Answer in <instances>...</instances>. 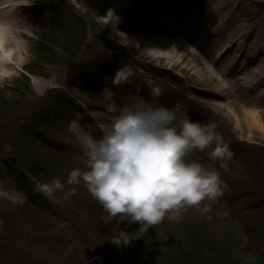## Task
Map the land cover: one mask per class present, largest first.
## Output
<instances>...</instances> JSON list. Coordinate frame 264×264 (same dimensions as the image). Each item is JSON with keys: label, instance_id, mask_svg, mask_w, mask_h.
Instances as JSON below:
<instances>
[{"label": "rangeland", "instance_id": "374dc122", "mask_svg": "<svg viewBox=\"0 0 264 264\" xmlns=\"http://www.w3.org/2000/svg\"><path fill=\"white\" fill-rule=\"evenodd\" d=\"M2 2L12 5L8 6L9 10H6L8 7L3 9V11L5 12L14 11V8L16 7L14 5H17L18 2L27 4L25 5L27 6L26 8L21 7L19 10L15 11L16 18L11 16L13 18H11V21L14 27V33L16 35L15 43H17V45L22 49L14 55V59H12L11 57L9 58L10 69L6 71L4 70L5 72H3L2 70L4 68L0 67V97L4 99L0 102V120L2 121V124H0V141L7 142L6 145L3 144L1 146L3 147L1 149L3 151L13 150L16 145L21 147V140L17 137L18 134L21 133V126L23 125L22 120L26 117L24 114L26 112L35 110L37 106V104L35 103L36 101H34L32 97L33 95H39L41 97L49 96L45 99L47 101L46 109H49L52 112V114H50V116L48 117L50 125L58 130L60 134L69 135L70 133L67 130L68 124L73 119L77 120L80 113L77 104L78 102L85 103L84 99H78L76 94L79 95L82 93L81 91L84 90H90L92 93H100L105 87L109 86L106 84L101 86L96 81H92L91 78H88L92 75L86 72L83 73L84 75H86L84 84L78 85V87H76L74 85L76 83L74 81H70V76L72 73L73 75H78L79 73H81V71L77 70V65L75 64L82 63L83 65H86L91 60L97 59L98 57H115L120 54V50L118 49L124 48L125 51H128L127 55L123 53V56L125 57L123 58L124 63H126L128 66L133 67L139 74L142 75L139 78H136V80L133 81L131 85L124 86V88H127L132 94H135V89L137 90L138 86L143 87L145 90H147L151 86H163L165 85V83L162 84V80L170 84L171 88H174V85L177 84L182 88L179 89L180 91H183V87L187 84H193L197 86L200 85L201 87H206L209 90H215L214 88L217 89L218 87L223 86L222 84L227 83H223L221 81L218 82L216 79H213L212 74L207 72L204 74V76H201V74L199 75V73H201V70L195 69V67H198L197 65L199 64L197 62L199 61L193 58L192 55L187 54L185 47H183L184 45H181L182 49L175 56L180 63L176 61L175 66H173V75L175 77H177V74L178 76H182L183 80L186 83L183 85V82H181V84L180 82L174 80V76L159 71L157 68L167 71L166 68H169L168 65H172V63H169L167 58L161 57L159 58V60L153 59L157 57L152 55V52L150 50L141 48L138 42L129 40L126 37L125 33H123L122 31L113 30L114 28L109 26L110 24L108 23V20L113 15L114 9L112 8L113 10L111 12L109 11V15L101 14L99 10L100 3L93 4L92 2H82L81 4L80 1L77 2L76 0H3ZM51 4L54 7L56 5L59 9H63V11L65 10L67 12V15L65 14V22H68L69 20L78 22L77 24H74L72 22L68 23V25H70L71 27V30H79L84 28V31L78 33L77 35H75V37L73 35L71 36V38L61 41L52 38V40H50L39 36L37 33L41 28L37 29V25L35 24L34 20L30 19L32 11L29 12V9L38 6V8H47L46 5L48 6ZM222 6L225 8V12L228 14L226 22L227 25L230 24V28L227 29L226 32L231 30L229 36L232 35V37H235L236 39L239 38L238 36H236V26H240L239 22L241 19L243 21H246L249 18L250 20L248 22V27L252 28V25L254 24L255 31H252L253 34H256L259 30V35L264 39V0H224ZM243 8H245L246 11L241 12ZM41 12L44 13V10L41 9ZM79 23H81V25ZM249 36L250 38H247V44H249L250 40H252L253 38L252 34H250ZM81 39H83V41L81 44H79V41H81ZM263 39L262 42H264ZM45 42L51 45L50 47L55 53H52L54 55V62L52 64L51 62L46 61V57L45 59H42L43 53H41L40 49L38 48L39 44ZM94 44L98 45L93 46ZM176 45L177 44H172L173 47H175ZM75 51H80L78 54H75L77 55V58L67 57L69 56L68 53ZM8 53L9 52L7 51L6 54L8 55ZM19 57H21L22 59L21 62L19 61ZM39 57L40 59L38 60ZM29 62L33 64L32 72H28L27 64ZM256 62L257 60L253 59L248 67L250 69L253 68ZM207 66L208 65H206V67ZM190 68H192V70H190ZM194 70H196L195 73ZM248 71L249 69L247 68L246 71L244 70L243 72H239V74L241 73L240 78H243V82L245 83H247V79H245L244 76ZM214 76L216 75L214 74ZM184 77H187L188 80H185ZM190 77H193V81H191ZM240 82L241 80L239 81V83H235L233 86L227 83L226 92H228L229 96H231L229 100L231 101L230 105L225 108L223 106L219 112V115L217 113L215 114V116L213 115L212 120H214V123L217 126L216 130L220 134L225 133L226 131L228 134H230V138L235 139L236 142H239V144H241V147L245 146L243 145V142L247 143V146H250V148H241L248 149L250 153L255 157L247 164L252 163L253 160H255L258 164L261 160H264V111H262V108H260V111V109H256L254 106H248L237 101L240 98V96H237V92H240V86H238L240 85ZM19 85H23L25 89L18 90L17 88ZM69 86H71V88H69ZM50 87L64 88L65 96L61 95L64 100L63 102H60V100H62L61 97L53 98V96L51 97L49 95L48 92L51 90L49 89ZM234 88L237 90V100H235L234 98ZM161 89L162 93L165 94V96H174V91H170L168 87ZM26 91L29 95L26 94ZM54 91L57 94L62 93L61 89H56ZM113 92L115 95L118 94V96H120V94H122L124 97L129 96V94L121 91L120 88H115ZM7 93H9V95H7ZM180 93L185 95L183 92ZM15 94L18 96V101L17 103L12 105V103H10V101L5 98L10 97V95L13 96ZM118 96L116 95L115 97L119 98ZM57 99H60L58 100V102H60L61 105L57 102ZM243 100L244 101L242 102L246 101V99L244 98ZM125 101L126 99L123 100V103ZM254 102L260 105L258 101ZM249 113L258 118V126L252 123V121L248 118L246 119V117L249 116ZM212 120H210L209 122H213ZM72 149L73 151L71 152V154L75 158H72L76 162L75 165L79 166L78 164H80L85 166L86 157L84 155V147L80 149V145L76 144ZM241 157L243 159V153H241ZM60 160H62V162L64 163L66 162L62 157H60ZM204 160L207 161L206 158H204ZM248 160H250L249 157L245 158V161ZM207 162L210 163L209 161ZM239 165L241 166V164ZM69 167L71 170L75 169L73 164L69 165ZM245 172L246 171L243 170L242 175H244ZM223 173L228 176H237V173H234L233 175L231 173H228L227 171ZM12 191L14 192L13 189ZM10 194L13 199L7 196H3L2 198H0V264H11L7 260L9 257H11L9 255H12L13 258H19L28 251H33V253L37 255L36 257L39 263L45 259L46 261H48V264H59L63 260V255L59 253L58 249L55 253L54 248H49L47 253H45L44 249H37L34 252L33 247L21 243L24 237H14V239L18 238V241L20 242H15L14 246L5 245V242H10L8 234H17L18 236H21L20 233L27 234L23 227L20 229V233L19 227L14 228L11 226V228L9 229V227L6 225L9 221L8 217L10 218V215L12 216V224H16L17 221L21 220L20 224L24 225L28 218L22 219V216L29 215L30 211L29 209L26 210L23 207L27 202H25L26 199L24 196H22V194H20L21 197L19 198V201L14 199V193L10 192ZM38 200H40V198ZM203 203H206L210 206V210L208 212L201 211V208L204 206ZM46 204L48 208L43 206L41 203H38L39 211H33L37 215L38 219L42 221H46V219L49 218L54 219L55 226H57L56 223L58 220L62 225H78V223L80 222L79 218L81 214L73 211L72 209H66L65 203L52 202L48 200ZM216 204L217 200H206L202 202L199 207L182 210V212H187L188 219L182 218L184 212H181V215L176 219L165 217V219L161 223L154 226L158 227L159 231H161L165 226L163 225L165 222V224H167L169 229L171 230H167V232H165V234H168L167 236L164 235V233H161V235L157 237L158 239H153L151 237H148L147 235L139 234L140 238L147 239L146 242L143 243V247H145L142 248L144 250V253L141 252V248H137L140 252V255L129 254V256H125L123 252H120L121 255H117V257H124L130 262L132 261L133 264H213L217 261H219L220 264H237L238 262H240L241 264H259V261H257L256 259L258 258L260 260H264V258L262 256H254L256 254H252L250 250H245L244 247H242L244 246L243 243L246 244L248 239L244 236L243 232L240 231L237 220L233 217L228 218L226 216V209L224 207H220L219 209H217L219 218L214 216L215 213L213 214V212L216 210ZM77 205L80 208L82 207L81 203H77ZM100 207L102 206L99 205L98 207H96V209L100 214H103L101 220L103 221V223H106L104 221L109 220V218L106 214H104L105 212H102L100 210ZM81 210L83 209L81 208ZM9 212H11L10 215ZM51 214H54L55 217ZM255 222L257 224H260L261 226H264V215L256 218ZM128 223L129 222L127 221V224ZM180 223L184 224L180 229L181 233L178 237V233H176V226ZM117 224L114 225L122 227L121 231H124L125 235L134 237L130 233L136 234L137 232V226H135V224L129 223V225L127 226H125L124 223H122L121 225ZM171 228H174V230ZM207 228H215V240H218L216 239L217 237H220V239H225V234L227 232H231L233 234L232 237L236 236V241L238 242V244L235 243V238H227V243L225 245L230 244V246L227 250L224 251V255H222L221 252L218 251V249L216 250L218 252V254H216L217 256L207 252L203 247L207 244V242L204 240V237L207 236V238H211L212 236V233ZM53 229L56 232L57 227H54ZM48 231L51 232V228H48ZM66 233L67 230H63L61 234L56 235L55 240L57 241L60 240V238H65ZM175 233L177 235H175ZM173 234L174 236H176L175 238H172ZM150 235L154 236L152 233ZM227 236H231V234ZM137 240L139 241V239ZM210 248H212V245H210L209 249ZM119 249L123 251L129 250L126 247L121 248L120 246ZM255 249H257V247ZM147 250L149 251V253H151L150 256L146 255ZM170 256H173V258ZM203 256H205V259L207 258V260H205ZM116 259L119 260L118 258ZM234 259L238 260L237 263ZM120 262H122L121 259ZM65 263L67 264L66 261Z\"/></svg>", "mask_w": 264, "mask_h": 264}, {"label": "clouds", "instance_id": "9594fccd", "mask_svg": "<svg viewBox=\"0 0 264 264\" xmlns=\"http://www.w3.org/2000/svg\"><path fill=\"white\" fill-rule=\"evenodd\" d=\"M134 74L133 68L125 65L116 71L111 83L119 86L130 82ZM102 95L112 116L100 138L76 119L68 124V132L84 147L86 157L85 167L68 175V185L83 182L110 216L130 218V224L139 223L140 232L165 217L176 219L182 210L223 195L226 184L217 168L189 159L194 151H205L211 145L207 156L227 169L226 161L234 153L214 122L193 120L182 112L180 104L161 103L159 86L149 89L151 99L130 94L122 105L113 99L111 88L105 87ZM34 190L51 201L57 200L58 192L67 198L77 191L76 187L65 191V182L59 177L36 182ZM209 210L208 204L201 208L202 212ZM134 238L138 237L121 231V239L114 243L128 244Z\"/></svg>", "mask_w": 264, "mask_h": 264}, {"label": "bare ground", "instance_id": "6f19581e", "mask_svg": "<svg viewBox=\"0 0 264 264\" xmlns=\"http://www.w3.org/2000/svg\"><path fill=\"white\" fill-rule=\"evenodd\" d=\"M76 1L77 2L80 1L81 4H82V2H86V3L92 2L93 4H99L100 3L99 4L100 5L99 10H100L101 14L109 15V11L111 12L114 9L113 15L108 20L110 27L115 26L117 30L120 29V30L127 31V33L125 34L126 37L133 42H138L140 44L141 48H145V49L150 50L152 52V55L157 57V58H153V59L159 60V58H161V57L167 58L169 63H172V65L171 64L168 65L170 70L174 69L173 66H175L176 61L179 62V60L176 59L175 56L182 49L181 43H172L170 41L164 40L163 39L164 37L161 38L160 35H156V39H151V38H147V37H143V36L139 35L140 34L139 28L143 29V27L140 25H143L146 27V25L148 24V21H151V18L149 17V15H145V14L141 13L142 9L140 6L138 7L136 0H125V2H124V0L123 1L122 0H83V1L82 0H76ZM223 1L224 0H219V1L217 0L214 3L210 2V3H212V6L207 7L208 9L206 8L205 5H200V1H198V0H179V2H178L179 6L176 5L175 3L173 5H171L173 0H152V3L159 9H166L167 12L168 11L171 12L172 8H176L180 12H186L189 15L192 14V18L189 17L187 14L183 15V17L185 19H187V21H184L183 17H182L183 23H186L188 25L185 27V28H187L186 33H188V35H192L194 33V30L197 29L198 30L197 37L199 38V40H201L203 43H205L206 38L204 36L205 34H203L204 32H206L209 35V37H210L209 39H211V38L213 39L216 37V34L220 35V33H222V31L228 27L227 23L224 24V23L220 22L218 30L213 31V32H212V30H205V28L207 29L209 24H210V22L205 20V18L206 19H216V18L218 19V18H220V19H222V21L227 19L228 14L225 12V8L222 6ZM202 2H205V1L202 0ZM4 4H6V5H4ZM24 4L25 3H21L19 6H22ZM7 6H10V5L5 3V2L0 3V14L1 15L4 14L5 16H8V15L12 14L13 11H11V12L3 11V8H5ZM172 6H174V7H172ZM244 11H246L245 8H243L241 10V12H244ZM172 13L175 14L177 12H172ZM207 14H208V16H207ZM1 15H0V67L1 68L3 67L4 69L2 71L5 72L6 70L10 69L9 58L11 57L12 59H14V55L17 52H19L22 48L19 47L17 45V43H15L16 35L14 33L15 31H14V27H13L11 20L8 17H1ZM200 18L202 19V21L200 23H197V19H200ZM178 23H181V20L178 19ZM203 23H204V25H203ZM245 23H246V21L240 22V26L237 25L238 28L236 27V29L239 32H241V37H242L241 39H243L244 37L246 38L248 36V34H250V31H252V29H249L248 27L245 26ZM146 32L149 35L152 34L147 29H146ZM254 36H255V38H253L254 42L252 44V48H256V50H258L261 54L262 52H264V50L262 48H260V45L262 43L263 38H261V36L259 35V30L256 33V35H254ZM184 38H186V36H184ZM224 38H226V37H224ZM138 39L140 41H137ZM226 40H227V38H226ZM237 41L233 40V41L229 42L227 47H224V45H222V41H220V42H218V47L220 45H222L223 53L226 54L231 48V46H229V45L235 44L237 46L238 45ZM179 42H182V41L179 40ZM172 44H177V45L175 47H173ZM169 45H171V46H169ZM186 46L187 47H185V46H183V47H185L187 54L192 55L193 58H195L199 61V62H197L199 64V65H197L198 67H195V69L201 70V73H199V75L201 74V76H204V74L207 72V73L212 74L213 79H216V80L218 79L221 82H223L226 73H228V71L230 70V67L231 68H233L232 66L240 67V70H244L247 67L246 66L247 65L246 61L248 62L247 58H249L252 55V54L246 55V51H244V49L235 51V54L233 52H231V53L229 52L230 55L228 57V60L231 63L230 64L231 66L229 67V63L227 64L226 62H221V61L216 62L215 57L208 56V54H212V55L214 54V52H209V51H211L210 49L207 52L208 54H205V53L200 52L194 48H191L188 44H186ZM7 51L10 54L8 53V55H7L6 54ZM3 52H4V54H3ZM262 59H263V62L258 61L255 64L254 68L249 69V71L245 74L244 78L247 79L246 80L247 82L248 81H252V82L257 81L256 85L257 86L261 85V84H259V82H260V80L264 79V58H262ZM19 61L20 62L22 61L21 57H19ZM207 64H210V66L206 67ZM190 70H192V68H190ZM216 70H217V73H216ZM195 72H196V70H194V73ZM166 73L171 74L170 72H166ZM214 74L216 76H214ZM190 79H191V81H193V77H190ZM255 87L256 86H254L253 89ZM260 89L261 88H257V90H260ZM217 91L221 92V91H224V89L219 88V89H217ZM213 106H215V105H213ZM85 112L88 113V111H85ZM93 114H94V112H92L91 116H94ZM87 116H89V115H87ZM247 118L249 120H251L252 123H254L256 126L259 125L258 118L254 117L251 113H249V116H247L246 119Z\"/></svg>", "mask_w": 264, "mask_h": 264}, {"label": "trees", "instance_id": "16d2710c", "mask_svg": "<svg viewBox=\"0 0 264 264\" xmlns=\"http://www.w3.org/2000/svg\"><path fill=\"white\" fill-rule=\"evenodd\" d=\"M47 27H51V26H47ZM76 30H71V28H68V29H66L65 31H63L62 33H60L59 32V34L57 33V29H54V28H46L45 30H43V31H40L39 33H40V36L41 37H43V38H46V39H50V40H52V39H57V40H59V41H61V40H67V39H69L74 33L73 32H75ZM52 38V39H51ZM49 40V41H50ZM44 56V57H43ZM43 58L45 59V57L47 58V59H49V58H51V56H52V53H51V51L50 50H45V52L43 53ZM8 95V94H7ZM5 99H7V100H9L10 101V103H12V105L13 104H15V103H17V100H16V98L15 97H13V96H10V97H7V98H5ZM1 100H4V99H2L1 97H0V102H1ZM6 101V100H5ZM218 243V246L222 249V251L224 252L225 250H227L228 248H229V246H230V244H227V245H225L227 242L225 241V242H223V241H221V242H217ZM217 243H216V245H217ZM224 245H225V247H224ZM175 256V255H174ZM170 257H172L173 258V256H170ZM176 258V257H175ZM235 260V262L237 263V261L238 260H236V259H234ZM237 264H241L240 262H238ZM259 264H264V260H262L261 262H259Z\"/></svg>", "mask_w": 264, "mask_h": 264}]
</instances>
